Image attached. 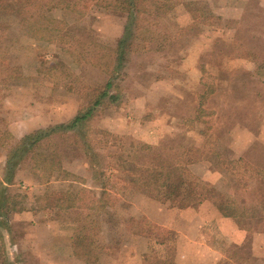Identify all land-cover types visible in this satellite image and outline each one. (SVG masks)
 Returning <instances> with one entry per match:
<instances>
[{
    "label": "rangeland",
    "instance_id": "obj_1",
    "mask_svg": "<svg viewBox=\"0 0 264 264\" xmlns=\"http://www.w3.org/2000/svg\"><path fill=\"white\" fill-rule=\"evenodd\" d=\"M37 1L0 0V144L4 146L0 157L4 159L2 153L7 154L15 144V135L22 131L42 129L47 133V137L26 155L17 172L19 181L24 180V183L16 182L11 188L14 194L21 196L10 198V205L16 208L23 205L31 209L30 212L14 215L2 209L0 264H75L67 259L53 263L39 261V255L49 258V251L42 248L54 237L56 230L62 229V234L68 235L71 228L77 226L78 215L59 213L58 204L67 197L66 192H81L85 188L70 183L66 192L55 193L63 187L55 183L40 186L58 175V172L51 173L56 166L63 170L58 176L62 177L64 170L77 175L78 182L85 180L91 193L98 191L102 183L107 184L112 204L125 200L124 204H136V211L146 209L144 203L130 200L142 192L126 185L122 179L125 174L118 169L114 158L128 151L130 141L169 147L175 152L191 147L200 149L204 159L190 166V171L204 183L214 185L227 200L238 204L246 213V217H232L229 223L255 233L254 238L252 235L241 246L244 257L246 253L251 254L253 240L259 244L260 236H264V222L254 217L259 206L264 211L257 195L259 182L264 181V0H191L196 3L193 9L198 19L190 26L189 34L193 35L204 22L209 31L214 32L215 26L222 31L215 38L214 33L211 34L206 52L197 60L194 70L178 69L184 58V54L179 53L148 55L143 64H133L131 45L125 68L115 73L114 54L110 50L116 46L114 36L119 33L122 21L117 18L121 15L114 0H57L63 7L52 10L47 7L51 0H41L46 6H39ZM167 1H140V8L144 5L157 8L162 4V9L152 16L144 14L138 20L139 30L135 36L139 45L156 44L157 36L167 33L158 21L169 7ZM234 5L235 15L225 17L221 25L214 22L213 16L218 14L214 13L216 8L226 16ZM173 46L182 48V41ZM165 65L176 66L174 71L179 74H175L174 86L151 85L158 77L172 74L165 71ZM112 73L116 85L111 92L121 97L116 102L103 98L85 126L62 133L57 132L61 131L58 129L51 134L52 127L68 125L72 116L85 112L100 100ZM140 95L143 98L141 113L129 119L128 112L124 122H128L129 133L119 132L118 108ZM138 108L139 105L132 107ZM142 112L145 113L142 115ZM200 113L202 121L194 123ZM23 122L24 129L20 127ZM195 154L198 153L189 152L188 156ZM52 157L55 158L50 162ZM146 160L134 159L139 163ZM94 161L99 166H94ZM52 163L54 167L50 168ZM91 193H82L84 198L80 202L90 204ZM216 208L214 205L219 216ZM110 209L107 215L115 218L117 210ZM170 210L176 214L183 209L162 203L158 204V225L141 219L159 227L156 232L162 235L164 230H169L163 222L175 217ZM98 216L104 217V223L97 225ZM211 216L202 213L207 222L202 228V237L225 255L226 250L232 249L226 233L228 221L223 223L217 216L212 220ZM94 217L93 224H85L84 233L94 234V239L99 238L103 244L107 238L106 213L98 215L97 212ZM56 224L58 229H55ZM97 226L103 234H99ZM84 241L88 244V240ZM130 243L129 239L116 243L118 252L111 242L112 258L115 257L110 264L118 263L127 255L128 247L134 244ZM164 247H156L158 252L153 256H169L171 250ZM87 250V245H83L78 252L89 258Z\"/></svg>",
    "mask_w": 264,
    "mask_h": 264
},
{
    "label": "crops",
    "instance_id": "obj_2",
    "mask_svg": "<svg viewBox=\"0 0 264 264\" xmlns=\"http://www.w3.org/2000/svg\"><path fill=\"white\" fill-rule=\"evenodd\" d=\"M167 2L169 3L167 12L162 17L158 18L160 27H162L164 32L167 33L158 35L157 36L158 40L156 39L158 43L156 44H154V42L151 43L145 42L144 44L139 45V43L135 39L136 41L133 42L130 52L133 57L132 58L134 62L133 64L136 65L143 64V59H146L148 55H157V54L177 55L179 53V54H184V58L180 60L178 64V69L184 72H189L197 67L198 65L197 60L199 61L202 54L204 55V53L206 52V46L208 43L207 41L211 39V34L214 33L213 38L220 35V33L222 32L219 31L221 30V27L220 28H218V26H215L214 28L210 27L214 30V32H211L207 27L208 24L204 22L200 27H198L194 32H192L193 35H191L189 34V32H191L192 30L191 31L188 30L190 26H194V23L197 21L196 19H198L193 9V6H195L196 3H192L191 0L188 1L179 0V1H175L174 3L169 0ZM217 9L218 8L214 10V13H218L215 14V16H213L215 20L214 22H219L220 23L219 25H221L222 20L226 19L225 17H231V15H235L234 10L236 9V5L231 6L229 8L230 11L226 12L227 14L225 13L226 16H224V14L222 13L217 12ZM220 10H223V7ZM119 14L121 16L117 18L120 21H122V24L119 33L114 36L116 40V46L111 47L112 50H110V53L112 54H115L118 41L123 37L128 22L126 13H120L119 11ZM164 28H166V31ZM183 32H186L187 34L184 33L183 35ZM180 41H182V48L181 47L176 48L173 46L175 42H180ZM169 43L171 45H169ZM150 65L154 66V64H150ZM174 66L165 65L166 68L165 71L166 72L170 71V73H172L173 75L170 74V75L158 77L157 79H155L156 81L151 83V85L154 86L155 84L156 87L174 86L173 79L174 77H176L175 74H179V73H175L174 68L176 66L175 67ZM198 70L200 69L198 68ZM115 85L116 83H114V86ZM119 97H121L120 94L116 95L117 99L112 102H116ZM141 99H143L141 95L138 97H133L131 100H129L128 104L123 103L120 106V108H118L120 110L118 112L119 115L116 116V118L120 120L118 121L119 122L118 126L120 127V129L118 130L119 132L129 133L128 131L130 130V127H128V122H124L125 120L124 118L128 116L127 114L128 112L130 113L128 117L129 119L133 117L137 118L139 116V114L141 113L139 109L142 106ZM138 105H139L138 109H132V107ZM143 113L145 112H142V115ZM76 115L77 114L72 116V118H74ZM124 125L127 127H124ZM20 127L22 129L25 128L24 122L21 124ZM30 132L31 131L24 130L22 131L21 134H17V135H15L14 132H12V134L16 136L15 144H13L12 148L8 150L6 155L4 152L2 153V156L4 157L3 160L0 157V160L2 161L0 163V200L2 201V203H4L3 200L8 199L9 205L4 208L8 211L9 214L13 213L14 215L15 214L24 215L26 214V212H30L31 210L22 207L23 202L21 203L22 206L18 208L10 205L11 202L10 198H14V196L15 197L21 196V194L19 193L14 194L11 188L13 186H16L15 185L16 182H20L18 177L19 175L17 174V172L20 171L23 163L14 172L12 177L7 176L6 174V168L8 165L9 156L11 155V152L18 145L19 141L26 134H29ZM3 149L4 146L0 144V154L2 151H4ZM76 176H73V174H71L70 178L67 179L65 177L56 175L53 178H51V180L48 181V183L40 186L47 187L48 185L54 183L56 185H61L63 188H58L56 191H54L55 193L64 192L65 189L69 187L70 183L80 184L82 187L87 188V185L85 184L86 181L82 180L81 181L82 183H79L78 178H76ZM21 182L24 183V180ZM87 190H88L87 193H91L89 189ZM110 196L112 197L111 193ZM22 198L25 199L26 197L22 195ZM88 199L96 203H99L101 200H106V185L104 183L99 185L98 191L92 192L88 197ZM130 200L144 203L146 205V209H144L143 211H136L137 208L136 204L135 205L127 204V203L124 204L123 202L125 200L117 201L116 204H112L107 207L106 205L99 204V205H94V207H90V208L74 207L67 209V208H63L62 206H60V204H58L59 213L78 215L75 224L77 226L71 228V232H69L68 230L67 231V233L69 232L68 235L62 234L64 232L62 229L61 230L59 229V231L56 230V232L53 235L54 237L50 238L48 242H45L46 244H44L42 248V249L45 248L47 252L49 251L48 252L49 258L47 259V255L45 254H43L44 257L39 255L40 263H42L43 261L53 263L58 260L67 259L70 261H74L75 264H110L112 255H114L111 253L112 251L111 242L113 241L114 244L113 249L118 251V248L115 246V244L120 241L124 242V239H129L130 242L134 244L130 245V247H128L129 244L126 246L128 247L129 250L127 255L124 256L120 261L118 260V263L116 264H149V262H153L156 264V262H158L159 260L164 262H171L173 264H264V236H260L259 244L257 242L255 243L253 240L252 242L253 251L251 252V254L246 253L247 256L244 257L245 251L241 249V246L244 242L248 241V238L252 237V235L254 238L255 233H253L249 228H244L237 225L235 226L231 225L229 221H231L232 217L224 216L216 208L218 210L217 213L219 214V216H217L216 210L214 209V204H212L209 201H205L204 203H202L199 207H197L198 209L187 208L181 210L180 212L178 211L176 214L173 212V210H170V213H172L171 215H174L175 217H173L172 219H168L163 223L166 226V228L174 232L176 236L175 240L169 242V244H167L164 247L165 249L167 248V250H171V254L166 257L165 256L160 257L158 255L153 256V253L155 251L158 252L157 248L160 246V244H158L157 241L152 237L133 233L131 231V219L146 218L150 220L152 223L158 225L156 220L157 212H158V204H162V203L142 193L135 194L130 198ZM15 204L17 206V204L19 203H15ZM110 208L112 210L115 209L117 210L115 212L116 215L115 218L114 217L112 218V216L107 215ZM90 211H92L93 213L88 214ZM97 212L98 215L105 212L107 217L106 218L107 238H106V242L103 244L102 242H100L99 238H97L96 240L94 239V234L91 235L85 234L86 233V229L84 228L85 224L86 223L93 224L94 223L93 219L95 220L94 216ZM202 213H210L212 215L211 217H213L212 220L217 216L219 217L220 221H223V223L224 221L225 222L228 221L225 223L226 226H228L229 228L228 232L226 233L229 236V239L231 240L230 243L232 249L229 248L228 250H226L225 255H223V252L217 250L216 247H214L213 245H209V243L206 240H204V238L202 237L203 235L202 228L207 223L206 220L202 218ZM1 214H3L2 207L0 208V215ZM254 217L260 219V222H264V211L260 208V206L258 208V212L254 215ZM108 218H110V220L114 222L113 225H111L110 220ZM96 223L97 225L99 223H104V217L98 216ZM57 226L58 224H56L55 229H58ZM100 228L101 227L98 228L97 226V229L100 230ZM109 229L111 230V232L109 231ZM99 232H100L99 234H103L102 229ZM78 234L82 235L81 243L80 240H78L76 237ZM84 240H88V244L85 243ZM81 245L82 246L87 245L88 250L86 251V255L87 257L89 255V258H85L83 254L78 252L79 247ZM64 252L65 255L63 254ZM114 257L112 259H114Z\"/></svg>",
    "mask_w": 264,
    "mask_h": 264
},
{
    "label": "trees",
    "instance_id": "obj_3",
    "mask_svg": "<svg viewBox=\"0 0 264 264\" xmlns=\"http://www.w3.org/2000/svg\"><path fill=\"white\" fill-rule=\"evenodd\" d=\"M21 3L22 0H15ZM117 5L115 6L117 10L122 13H126L128 22L126 25V30L123 37L118 41L117 49L114 54V69L113 72L122 71L128 62V50L132 45V42L136 39L135 33L139 30V25L137 24L139 19H142V15L154 13L158 14L161 12L162 7L159 5L157 8H152L151 6L145 8V5L140 8L139 3L141 0H114ZM38 0L36 4L39 6L46 4ZM48 3V2H46ZM24 4V3H23ZM25 5V4H24ZM156 5V4H155ZM49 10L54 8L63 7L61 2L57 0H51L47 4ZM165 7V6H164ZM158 11V12H157ZM167 9L162 12L164 15ZM114 73L106 82L105 90L100 96V100H97L94 105L85 112L77 113V115L69 121V124H59L56 127H52L50 130L51 134L57 132H67L70 130L77 129L80 125L85 126L88 119L94 114L95 108H97L103 98H108L111 101L116 100V95L111 92L114 87ZM201 105V104H200ZM201 109V107H200ZM203 117L201 113L193 120L194 123H200ZM61 131H57V130ZM57 131V132H56ZM45 137H47L46 131L42 129H37L29 134H26L14 148L9 156L8 165L6 168V174L12 177L14 172L21 166L24 158L31 149L34 150L36 145H38ZM124 140V138H121ZM128 151L125 153H120L114 156L116 158V165L119 170L125 174L123 180L126 181V185L133 187L134 190H139L143 194L154 198L157 201L168 204L170 207H175L178 209L187 208H197L205 201L212 202L217 209L226 217L241 218L246 217V213L241 211L238 204L233 201H229L225 196L211 183H204L201 179L197 178L190 171V166L195 163L202 161L204 154L200 149L195 147L184 148L183 152H175V150L169 149V147L152 146L146 143H136L134 141L129 142ZM169 149V150H168ZM189 152H196L193 157L188 156ZM49 159L50 162H53ZM141 158H147L146 162L139 163L134 161ZM46 159V158H45ZM97 161V159H96ZM94 161L95 166H99L97 162ZM247 165V164H246ZM53 168V163L49 165ZM113 169V167L111 168ZM62 167L56 166L55 170H51V173L58 172V175L62 173ZM71 174L64 170V175L62 177L70 176ZM51 177V176H50ZM259 188H257L258 199L264 209V181L259 182ZM248 184V183H247ZM127 186V187H128ZM87 192V188H83L80 192H66L67 197L60 201V206L63 208H74V207H94V205L103 204L109 206L112 204L111 196L106 184V202L101 200L96 203L90 200V204H82L80 202L83 199L82 193ZM5 200V201H4ZM0 200V208L4 209L9 205L8 199ZM102 205V206H103ZM101 206V207H102ZM110 220V218H108ZM145 220V219H144ZM143 219H131V231L133 233L148 236L154 238L158 244L166 246L170 241L175 240V233L170 230H164L162 235L156 232L159 227H154L147 220ZM109 222V221H108ZM112 223V220H110ZM77 239L82 242V235L78 234ZM171 237V238H170ZM82 246V245H81ZM80 246V247H81ZM149 264H155L149 262ZM156 264H173L171 262H164L159 260Z\"/></svg>",
    "mask_w": 264,
    "mask_h": 264
}]
</instances>
